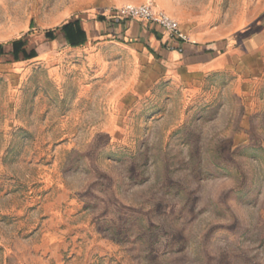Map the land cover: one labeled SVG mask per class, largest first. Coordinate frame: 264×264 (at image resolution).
Masks as SVG:
<instances>
[{
    "label": "rangeland",
    "instance_id": "obj_1",
    "mask_svg": "<svg viewBox=\"0 0 264 264\" xmlns=\"http://www.w3.org/2000/svg\"><path fill=\"white\" fill-rule=\"evenodd\" d=\"M91 1L0 0V264H264V47L257 78H193L143 48L45 39L96 19ZM182 2L264 18V0ZM18 38L35 57L13 59Z\"/></svg>",
    "mask_w": 264,
    "mask_h": 264
},
{
    "label": "crops",
    "instance_id": "obj_2",
    "mask_svg": "<svg viewBox=\"0 0 264 264\" xmlns=\"http://www.w3.org/2000/svg\"><path fill=\"white\" fill-rule=\"evenodd\" d=\"M124 2L151 3L155 10H163L178 21L180 30L186 33L188 41L172 37L154 22L122 18L104 12L103 7L106 5ZM85 9H95L98 15L93 20L81 15L74 16L73 19L80 20V25L86 33V41L81 46L89 49L91 41L98 39L116 45L120 43L132 50L143 48L148 50L158 63L173 64L178 67L180 73L190 74L193 78L196 73H210L223 64L250 65L249 60L254 58L258 62L260 57L257 50L264 47V18L260 19L258 16L248 19L240 17L233 22L211 12H204L199 16L187 7L184 11L182 0H103L102 3L94 0L86 4ZM208 43H214L215 50L200 52L201 46ZM246 65L241 76L246 79L251 72V75L257 78L258 75L253 74L252 66Z\"/></svg>",
    "mask_w": 264,
    "mask_h": 264
},
{
    "label": "trees",
    "instance_id": "obj_3",
    "mask_svg": "<svg viewBox=\"0 0 264 264\" xmlns=\"http://www.w3.org/2000/svg\"><path fill=\"white\" fill-rule=\"evenodd\" d=\"M32 26V23H31ZM61 34L70 47H78L85 43L86 33L80 25L79 19H73L66 21L52 29H47L44 31V37L46 40H55ZM11 45V55L15 61L20 59H30L36 56L34 50L28 52L25 48V40L23 38H18L10 41ZM215 50L214 43H208L201 46L200 52H212ZM4 52L3 45L0 44V55Z\"/></svg>",
    "mask_w": 264,
    "mask_h": 264
},
{
    "label": "built area",
    "instance_id": "obj_4",
    "mask_svg": "<svg viewBox=\"0 0 264 264\" xmlns=\"http://www.w3.org/2000/svg\"><path fill=\"white\" fill-rule=\"evenodd\" d=\"M104 12L112 13L122 18H135L154 22L169 32L172 37L181 41L187 40L185 33L180 30L178 21L170 17L163 10H155L151 3H125L118 7L104 10Z\"/></svg>",
    "mask_w": 264,
    "mask_h": 264
}]
</instances>
